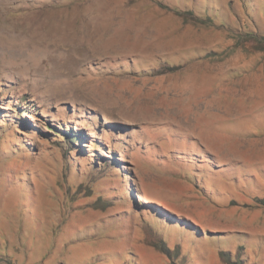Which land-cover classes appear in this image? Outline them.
Listing matches in <instances>:
<instances>
[{
    "label": "rangeland",
    "instance_id": "obj_1",
    "mask_svg": "<svg viewBox=\"0 0 264 264\" xmlns=\"http://www.w3.org/2000/svg\"><path fill=\"white\" fill-rule=\"evenodd\" d=\"M246 32L264 0H0V264H264Z\"/></svg>",
    "mask_w": 264,
    "mask_h": 264
},
{
    "label": "trees",
    "instance_id": "obj_2",
    "mask_svg": "<svg viewBox=\"0 0 264 264\" xmlns=\"http://www.w3.org/2000/svg\"><path fill=\"white\" fill-rule=\"evenodd\" d=\"M246 34H247V37H250L251 39L255 40L258 43V45L261 46L262 49H264V35L257 36L254 32L253 33L246 32ZM56 131H57V133L55 135L56 138L54 139V143L56 145L58 144L60 146V149L62 150L61 152H62V155L64 156V158H65L64 160L66 162V171L68 172V171H70L73 168L74 165L76 166V163H77V165L79 164V162H77V160H75L74 156L72 155V151H75V152L78 151L76 149V147H74V146L76 144H78L75 141L79 138V134L78 133H71L70 134L69 132L68 133H64L58 128L56 129ZM51 149L53 150V148H51ZM56 149H57V146H56ZM117 161H118V159H115V158L112 157L111 166L112 165L115 166V163ZM89 162H90L89 160L84 162V164H87V166H86L87 175L93 173L94 171H98L101 168H106V165H107V164H103L102 163L103 166L101 168L96 169V168H94V167H97L96 166V162H93V163H90V164H89ZM89 165H90V168L88 170V166ZM98 166H99V164H98ZM91 168H94V170L92 171ZM114 169H115V167H114ZM114 169H112L111 172L114 171ZM257 172L261 176H262L261 173H264V171L260 172L259 169H257ZM186 178H188V176ZM71 187H73V185H71ZM75 189H76V187H75ZM258 198H259L260 201L263 200V204H264V197H262V198L258 197ZM123 200L126 201L125 199H123ZM163 206H165V208H168L164 204H163ZM193 222L195 224H198L197 220H194ZM146 226H147L146 227L147 229H145L146 231H150L151 233L162 237L163 241H164V237L165 236H164L163 232H161L157 227H155V226H153L151 224L147 223ZM164 243H165V241H164ZM165 247H168V245H166Z\"/></svg>",
    "mask_w": 264,
    "mask_h": 264
},
{
    "label": "bare ground",
    "instance_id": "obj_3",
    "mask_svg": "<svg viewBox=\"0 0 264 264\" xmlns=\"http://www.w3.org/2000/svg\"><path fill=\"white\" fill-rule=\"evenodd\" d=\"M90 48H91V46H90ZM90 48H89V49H90ZM87 50H88V49H87ZM63 64H64V62H56L55 65H54V68H55V69H54V70H55L54 73L57 74L58 76H61V74L64 73V72H63V68H64V67H63ZM69 67H70V66H69ZM53 75H54V74H53ZM57 75H56V76H57ZM62 76H65V75H62Z\"/></svg>",
    "mask_w": 264,
    "mask_h": 264
}]
</instances>
